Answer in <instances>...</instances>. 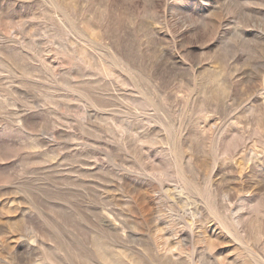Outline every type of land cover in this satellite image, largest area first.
I'll return each mask as SVG.
<instances>
[{
  "label": "rangeland",
  "instance_id": "rangeland-1",
  "mask_svg": "<svg viewBox=\"0 0 264 264\" xmlns=\"http://www.w3.org/2000/svg\"><path fill=\"white\" fill-rule=\"evenodd\" d=\"M0 264H264V0H0Z\"/></svg>",
  "mask_w": 264,
  "mask_h": 264
}]
</instances>
